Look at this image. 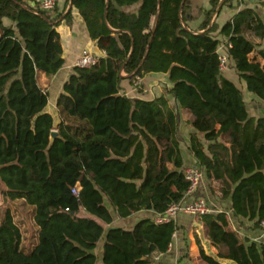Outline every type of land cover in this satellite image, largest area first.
Listing matches in <instances>:
<instances>
[{"label": "trees", "instance_id": "trees-1", "mask_svg": "<svg viewBox=\"0 0 264 264\" xmlns=\"http://www.w3.org/2000/svg\"><path fill=\"white\" fill-rule=\"evenodd\" d=\"M68 2L43 11L38 0H0L1 194L32 206L37 226V244L26 253L10 209L2 213L0 264H136L140 256L139 264H151L165 253L180 228L154 218L181 202L189 186L181 111L190 116L186 151L193 166L216 183L212 193L218 189L234 218L259 229L264 116L249 115L218 54L223 46L227 67L233 63L246 91L264 104V24L256 10L244 4L221 27L214 21L206 30L220 0H207V9L185 0L181 12L183 0H72L56 23ZM73 11L104 56L93 67L73 68L56 100L55 125L39 76L50 79L62 68L56 29L72 25ZM149 74L167 75L170 87L152 99L122 92L123 81L134 86ZM52 130L59 137L49 147ZM147 211L155 216L129 229L114 225L113 216L123 221ZM196 218L216 251L206 254L198 239L202 262L264 264V245L242 241L226 212Z\"/></svg>", "mask_w": 264, "mask_h": 264}, {"label": "crops", "instance_id": "crops-1", "mask_svg": "<svg viewBox=\"0 0 264 264\" xmlns=\"http://www.w3.org/2000/svg\"><path fill=\"white\" fill-rule=\"evenodd\" d=\"M63 2L64 0H59L58 7L60 10L63 7ZM199 4L206 9L209 8L207 0H193L191 5L194 7ZM244 4L248 7L254 8L264 24V0H242L240 4L235 0H232L229 3L223 4V8L220 13L214 17L216 24L217 20L221 18V23L217 24L218 27H221L226 20L241 10L244 7ZM135 8H137V5L131 9ZM192 11L195 12L196 10L192 8ZM73 14L74 19L71 26H66L64 23H61L56 29L60 35L63 49L64 64L62 68L54 77L50 79L46 78L44 75L39 76L40 86L48 93V105L46 107V112L52 116L55 125L59 122V115L56 109L57 97L62 92L63 84L72 73L73 68H75V61L79 57L80 53L83 50H87L89 53L97 56L98 58L104 56V53L98 49L96 43L90 40L86 27L77 12L73 11ZM9 24L10 22L8 20L3 21L4 26H8ZM259 49L264 50V38L260 42ZM223 74L225 78L234 83L242 91L249 115L253 117L264 116V104L246 91L244 82L238 78V75L233 68V63H229ZM121 87L122 92L129 97L152 99L163 94L164 88L170 87V84L168 83L167 75L165 74H149L141 78V84L138 88L130 86L126 80L122 82ZM168 101L171 107L176 108V104L171 96H168ZM189 119L190 116L187 113L182 111L179 112L178 135L182 141L181 150L184 158V168L195 165L194 159L186 151L188 137L192 132L191 127L188 124ZM182 129L184 133H182ZM211 186L215 187L216 183H210L203 176L195 194L192 195L189 200L191 201L196 198L203 199L210 208L211 214L226 212L229 218V228L236 232L242 241L245 240L264 245L263 233L259 229H253L251 223L234 218L230 211V203L220 200L217 188H213L214 190L212 193L210 189ZM153 216L155 215L152 211L140 212L123 221H119L115 216H113V222L114 225L117 222H122L119 226L129 229L139 219L145 217L151 218ZM174 222L180 229L173 235L172 243L170 244L168 250L155 257L151 261V264H205L199 257L196 242L198 239L206 254H216L215 249L211 247L210 242L206 238L205 230L202 224L198 221L196 216L179 213L175 217ZM101 251L100 248H97L95 253L97 255L100 253L101 256ZM133 260H138L136 264H139L140 261L142 262L145 260V257L140 256Z\"/></svg>", "mask_w": 264, "mask_h": 264}, {"label": "built area", "instance_id": "built-area-1", "mask_svg": "<svg viewBox=\"0 0 264 264\" xmlns=\"http://www.w3.org/2000/svg\"><path fill=\"white\" fill-rule=\"evenodd\" d=\"M40 9L43 11H51L55 8L57 0H38ZM220 71H224L227 68V57L223 46L218 48ZM98 57L89 53L87 50H83L79 57L75 61L77 68H90L98 63ZM141 84V79L136 78L134 87L138 88ZM185 179L189 182L188 189L181 202L170 205L164 214L156 215L154 221L157 224L169 223L174 221L175 217L179 213L191 215V216H202L211 213L210 208L206 202L201 198L189 200V198L195 194L196 189L203 179L204 174L195 166H189L185 168ZM259 230L264 235V221L260 222Z\"/></svg>", "mask_w": 264, "mask_h": 264}, {"label": "rangeland", "instance_id": "rangeland-1", "mask_svg": "<svg viewBox=\"0 0 264 264\" xmlns=\"http://www.w3.org/2000/svg\"><path fill=\"white\" fill-rule=\"evenodd\" d=\"M192 2L193 0H191V4ZM219 23H221V18L217 20V24ZM182 133H184L183 129H182ZM7 208L10 209V212L13 215V220L20 229V232L22 235L21 247L24 252L28 253L37 244V226L35 225V222L33 220V207L28 204H25L21 200H17L14 202L4 201L2 194H1V187H0V217ZM117 224L121 225L122 222L120 223L117 222ZM102 243L103 242L100 241L97 246V248H100V251H101ZM98 258L100 260L101 258L100 253H98Z\"/></svg>", "mask_w": 264, "mask_h": 264}, {"label": "water", "instance_id": "water-1", "mask_svg": "<svg viewBox=\"0 0 264 264\" xmlns=\"http://www.w3.org/2000/svg\"><path fill=\"white\" fill-rule=\"evenodd\" d=\"M184 1H185V0H183L182 4H181V6H180V12H181L182 5H183ZM223 3H224V0H220V2H219V4H218V7H217V9H216V11H215V13H214V15H213V17H212L210 23H209V26H208V28H207L206 30H208V29L210 28V26L212 25V23H213V21H214V17L218 14L219 8L223 5ZM71 8H72V0H69L66 10L64 11V13L62 14V16L60 17V19H59L56 23L60 22V21L64 18V16H65V15L71 10ZM157 15H158V14H157ZM105 19H106V15H105ZM156 20H157V16H156ZM180 20H181V18H180ZM105 22H106V20H105ZM181 22H182V21H181ZM186 30H187V31H190L187 27H186ZM204 31H205V30H204ZM199 33H202V32H199ZM144 59H145V57L143 58V60H144ZM58 137H59V134L57 133V131L52 130V131L50 132V136H49V147L52 146L54 140H55L56 138H58Z\"/></svg>", "mask_w": 264, "mask_h": 264}]
</instances>
